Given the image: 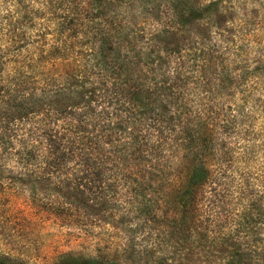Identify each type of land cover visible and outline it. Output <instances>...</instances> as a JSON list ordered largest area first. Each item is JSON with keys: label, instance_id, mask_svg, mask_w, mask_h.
I'll return each mask as SVG.
<instances>
[{"label": "trees", "instance_id": "obj_1", "mask_svg": "<svg viewBox=\"0 0 264 264\" xmlns=\"http://www.w3.org/2000/svg\"><path fill=\"white\" fill-rule=\"evenodd\" d=\"M257 2L0 0V250L30 258L25 197L81 264H264Z\"/></svg>", "mask_w": 264, "mask_h": 264}, {"label": "rangeland", "instance_id": "obj_2", "mask_svg": "<svg viewBox=\"0 0 264 264\" xmlns=\"http://www.w3.org/2000/svg\"><path fill=\"white\" fill-rule=\"evenodd\" d=\"M251 0H248L250 2ZM260 3L255 5L256 9L264 14V0H258ZM257 2V3H258ZM249 5V4H248ZM248 8V6L246 5ZM255 16V14L253 13ZM255 22L254 34L258 36V25L262 27L260 36L264 37V18H254ZM258 23V24H257ZM232 197L225 199V208L230 209ZM12 208L18 214L25 216L23 226L33 229L35 234L27 235L26 239L31 241L32 249L30 250V258L23 264H78L83 263L86 259L96 256V245L100 244L98 237L88 233V227L79 224H66L53 215L46 214L41 209L32 206L25 197H19L14 200ZM90 228V227H89ZM98 229L95 231V233ZM101 238H107L105 235ZM9 245L0 250V264H16L14 254L9 252ZM15 251L14 253H16Z\"/></svg>", "mask_w": 264, "mask_h": 264}]
</instances>
